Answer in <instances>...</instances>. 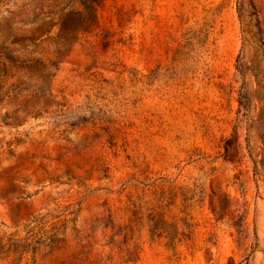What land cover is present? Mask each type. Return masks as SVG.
Masks as SVG:
<instances>
[{
    "label": "rangeland",
    "instance_id": "rangeland-1",
    "mask_svg": "<svg viewBox=\"0 0 264 264\" xmlns=\"http://www.w3.org/2000/svg\"><path fill=\"white\" fill-rule=\"evenodd\" d=\"M0 264H264V0H0Z\"/></svg>",
    "mask_w": 264,
    "mask_h": 264
}]
</instances>
